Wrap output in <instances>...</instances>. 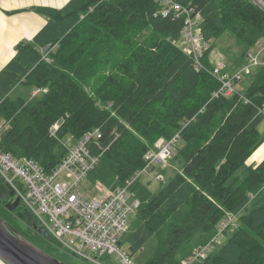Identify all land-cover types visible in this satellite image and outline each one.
Segmentation results:
<instances>
[{
    "label": "trees",
    "instance_id": "trees-1",
    "mask_svg": "<svg viewBox=\"0 0 264 264\" xmlns=\"http://www.w3.org/2000/svg\"><path fill=\"white\" fill-rule=\"evenodd\" d=\"M179 1L200 13L204 42L228 30L245 55L264 37V8L256 0ZM158 7L153 0L34 6L46 24L31 40L19 42L0 69V148L50 171L64 155L49 134L54 122L62 138L77 139L98 128L109 145L87 177L108 186L116 176L123 183L142 168L158 138L179 132L172 158L178 170L165 180L167 165L160 168L164 179L156 192L142 178L131 187L139 205L126 237L130 251L154 235L157 248L145 264H179L231 212L237 227L195 264H264V157L246 164L264 140L259 129L264 65L254 67L244 92L213 97L220 84L208 70L207 53L204 68L195 70L192 57L172 42L180 38L181 21L154 16ZM18 84L47 91L35 100L22 95L10 100ZM0 216L25 237L33 236L24 207L0 206ZM41 237V243L28 239L56 256L51 239Z\"/></svg>",
    "mask_w": 264,
    "mask_h": 264
},
{
    "label": "built area",
    "instance_id": "built-area-1",
    "mask_svg": "<svg viewBox=\"0 0 264 264\" xmlns=\"http://www.w3.org/2000/svg\"><path fill=\"white\" fill-rule=\"evenodd\" d=\"M153 1L159 5L154 16L169 15L181 21L180 47L192 57L195 70L204 68L202 49H206V42L200 28V13L190 4H183L179 0ZM262 6L264 8V4ZM255 46L258 47L257 52L251 49L246 52L247 63L241 72L249 73L251 68L264 65L261 58L264 55V37L257 40ZM208 70L220 84L213 97H230L238 93L235 83L240 80V72L229 74L224 62H217ZM46 91L45 87L34 88L32 95ZM58 125L57 121L54 122L49 134L60 141L64 155L50 171L32 158H17L0 148V182L14 191L7 200L13 201L18 197L19 205L28 210L37 226L48 233L52 246L63 253L90 264H109L101 261L100 257L115 253L120 264H132L130 256L120 247L128 217L134 214L139 205L131 187L146 174L157 180L164 179L160 168L167 165L172 147L179 140V132L170 139L158 138L154 147L144 154L145 165L123 183H119L116 176L108 190L87 197L77 190V186L98 164L109 143L103 139L98 128L84 132L77 139L66 136L68 142H65V137L57 136ZM237 225V215L227 212L215 233L179 264H195L207 258L223 242L226 231L233 230Z\"/></svg>",
    "mask_w": 264,
    "mask_h": 264
},
{
    "label": "rangeland",
    "instance_id": "rangeland-1",
    "mask_svg": "<svg viewBox=\"0 0 264 264\" xmlns=\"http://www.w3.org/2000/svg\"><path fill=\"white\" fill-rule=\"evenodd\" d=\"M256 1L258 3H260L261 6L263 5L262 1H260V0H256ZM172 42L174 44L178 45L179 47L182 46V44H181L182 42L180 40L178 41L176 39H172ZM205 45H206V49L205 48L202 49L203 55L205 54V52L207 53V59L211 65H215L217 62H224L226 64V69H227L229 74L234 75L237 72H240V74H239L240 80L235 83V88H236V91L239 93L244 92L245 87L251 81V77H252V74H253L255 68H251L249 70V73H245V72L240 71L247 63L246 55H244L245 47L242 45V43L230 31L225 30L220 35H218L217 37L206 42ZM250 49L255 53V52H257L258 47L254 45ZM43 55H44L46 60L50 61V58L47 54L44 53ZM261 58L264 59V55L261 56ZM11 93L12 94L9 95L10 100H14L15 98H17V95H19V96L22 95V97L24 99L30 101L31 99L35 100L36 98H38L41 95L40 93H38L35 97H32L33 96L32 95L33 89L31 90L23 84H18L15 87L14 91H12ZM3 123H4V119H2V117L0 116V130L2 129ZM259 129L262 133H264V122H262L260 124ZM64 140H65V142H68L67 137H65ZM177 145H178V142L173 145L172 153L170 155V158L167 161V166L165 167L166 168L165 180H167V176L169 174H172L173 169L176 168L178 170L177 164L175 162H173V159H172V158H174V156L178 150V148H176ZM179 171H181V170H179ZM141 178L147 184L148 188L152 192L158 191L161 188V186L163 185V183L160 180H157L153 177H149L147 174L143 175ZM17 180L19 181V179H17ZM111 185L105 186V185L100 184L97 181L92 182L88 177H85L82 181L79 182V184L77 186V190L80 193H82L83 195H86L87 197H93L97 194L105 192L106 190H108L110 188ZM19 207H22V206H19ZM151 207H153V205H151ZM237 221H238V218H237ZM126 225L127 226L125 228V231L123 232L121 239H120L121 250L126 252L130 256V258L132 260V264H145L156 251V248H157L156 236L153 235L152 237H150L139 250H137L135 252H131L129 247H128V241H127L126 237H127L128 233L135 226L133 213L129 215ZM23 234L26 235V233H24V232H23ZM28 236L30 237V235H28ZM36 241L42 242L41 240H36ZM36 241H34V242H36ZM198 245L199 244H195L194 246H192L190 253H192L193 250ZM83 251L85 253H87L85 250H83ZM57 252L58 253H56V252L54 253V254H56V257L67 262L68 264H90L83 259L65 254L58 249H57ZM188 255H186L185 257H187ZM100 260L107 262L109 264H112L111 261L116 262V264H120L119 263V257L115 253H110L109 255H108V253H106L105 255L100 257ZM0 264H5V263L2 260H0Z\"/></svg>",
    "mask_w": 264,
    "mask_h": 264
},
{
    "label": "crops",
    "instance_id": "crops-1",
    "mask_svg": "<svg viewBox=\"0 0 264 264\" xmlns=\"http://www.w3.org/2000/svg\"><path fill=\"white\" fill-rule=\"evenodd\" d=\"M68 0H0V69L15 55L16 45L29 41L46 24L47 17L34 6L62 7ZM264 112V106H263ZM264 157V140L246 160L255 165Z\"/></svg>",
    "mask_w": 264,
    "mask_h": 264
},
{
    "label": "water",
    "instance_id": "water-1",
    "mask_svg": "<svg viewBox=\"0 0 264 264\" xmlns=\"http://www.w3.org/2000/svg\"><path fill=\"white\" fill-rule=\"evenodd\" d=\"M13 194L12 189L0 182V200L5 201ZM19 204V198L16 197L13 201L8 200L5 206L9 211H13ZM25 211L31 218L33 229L49 238L48 233L42 227L37 226L29 211ZM0 259L5 264H68L30 241L1 216Z\"/></svg>",
    "mask_w": 264,
    "mask_h": 264
},
{
    "label": "flooded vegetation",
    "instance_id": "flooded-vegetation-1",
    "mask_svg": "<svg viewBox=\"0 0 264 264\" xmlns=\"http://www.w3.org/2000/svg\"><path fill=\"white\" fill-rule=\"evenodd\" d=\"M8 199H9V198H8ZM7 201H8V200H5V201L0 200V206H5V204H6ZM19 206H20V205H19ZM19 206H18V207H19ZM18 207H17V208H18ZM32 233H33V236H30L29 239L34 240V241L43 239V238L41 237V234L38 233L37 231L34 230ZM36 242H37V241H36ZM40 243H41V242H40ZM41 245H43V244H41Z\"/></svg>",
    "mask_w": 264,
    "mask_h": 264
},
{
    "label": "bare ground",
    "instance_id": "bare-ground-1",
    "mask_svg": "<svg viewBox=\"0 0 264 264\" xmlns=\"http://www.w3.org/2000/svg\"><path fill=\"white\" fill-rule=\"evenodd\" d=\"M1 260V259H0Z\"/></svg>",
    "mask_w": 264,
    "mask_h": 264
}]
</instances>
